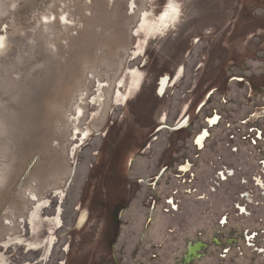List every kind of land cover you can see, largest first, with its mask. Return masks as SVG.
<instances>
[{
  "label": "rangeland",
  "instance_id": "obj_1",
  "mask_svg": "<svg viewBox=\"0 0 264 264\" xmlns=\"http://www.w3.org/2000/svg\"><path fill=\"white\" fill-rule=\"evenodd\" d=\"M163 2L0 0V264H264V26L185 0L146 38Z\"/></svg>",
  "mask_w": 264,
  "mask_h": 264
},
{
  "label": "clouds",
  "instance_id": "obj_2",
  "mask_svg": "<svg viewBox=\"0 0 264 264\" xmlns=\"http://www.w3.org/2000/svg\"><path fill=\"white\" fill-rule=\"evenodd\" d=\"M156 7L160 9L158 13L154 8L143 14L144 19L140 30L145 33L146 38L166 37L170 33H178L181 26L187 21L185 0H164L162 5L156 4ZM2 46L0 43V47ZM135 75L138 82L141 83L146 74L137 72Z\"/></svg>",
  "mask_w": 264,
  "mask_h": 264
},
{
  "label": "flooded vegetation",
  "instance_id": "obj_3",
  "mask_svg": "<svg viewBox=\"0 0 264 264\" xmlns=\"http://www.w3.org/2000/svg\"><path fill=\"white\" fill-rule=\"evenodd\" d=\"M184 72H185V70H184V67H182V68H180L179 69V72H178V74L176 75V77H175V79H174V81H173V78L171 77V76H168V75H166V76H164V77H162L161 78V80H160V83L158 84V95L160 96V97H164L165 95H166V93L168 92V89L172 86V84H171V82L172 83H175L176 82V80H179L182 76H184ZM143 80H144V78H143ZM143 80H142V83H141V85L140 86H134V87H132L131 89H130V91L128 92V95L125 97V99H124V102H123V104H117V106H125L128 102H129V98L131 97V96H133L136 92H138V91H140L141 90V87H142V84H143ZM100 87H102V86H100ZM101 89V88H100ZM99 101V100H98ZM264 111V110H263ZM257 114H255L254 116H256ZM154 116V115H153ZM216 117H218V116H215L214 118H209L208 119V124L211 126V127H214V126H216V125H218L219 124V120H220V118L218 119V120H216V123H214V124H210L209 123V121L210 120H213V119H215ZM257 117V116H256ZM181 121V120H180ZM179 121V122H180ZM189 121H190V117L187 119V121L186 122H183L180 126H179V122H178V124H177V126H178V128L177 129H180V128H182V127H185V126H187V124L189 123ZM176 129V130H177ZM176 130H174V131H176ZM208 131V130H207ZM209 137V131H208V136L204 139V141H203V144L207 141V138ZM146 149L147 148H149V147H147V145H146V147H145ZM199 149H203V148H201V147H199ZM188 168V171L190 170L189 168H190V165L188 164V165H186V166H184V167H182V169H181V171L182 172H188V171H183V169L184 168ZM122 211H124L123 210V207H121L120 208V211H119V213L117 214V217H116V221L118 222V221H120V215H121V212ZM86 220H87V216H86V214L85 213H83L81 216H80V219H79V227H82L85 223H86ZM114 235H112V239H107V242L110 240L111 242H112V244H113V242H114ZM111 244V243H110ZM232 243H230V245H231ZM204 248H208V244H204V243H202V242H200V243H190L189 244V246H188V251H187V254L185 255V258H183V260L182 261H176L175 263L174 262H171L172 261V259L170 258V257H168V256H165L164 257V260L162 259L161 261H163L165 264H192V263H194V261H195V258H201V257H203V255L204 256H206L207 254L206 253H202V254H200V255H198L200 252H202L203 250H204ZM63 252H64V250H63ZM69 254V253H68ZM171 259V260H170Z\"/></svg>",
  "mask_w": 264,
  "mask_h": 264
},
{
  "label": "water",
  "instance_id": "obj_4",
  "mask_svg": "<svg viewBox=\"0 0 264 264\" xmlns=\"http://www.w3.org/2000/svg\"><path fill=\"white\" fill-rule=\"evenodd\" d=\"M264 26V0H226ZM177 129V128H176Z\"/></svg>",
  "mask_w": 264,
  "mask_h": 264
},
{
  "label": "snow or ice",
  "instance_id": "obj_5",
  "mask_svg": "<svg viewBox=\"0 0 264 264\" xmlns=\"http://www.w3.org/2000/svg\"><path fill=\"white\" fill-rule=\"evenodd\" d=\"M218 119H219V117H216L215 119L210 120L209 123H210V124H214V123H216V120H218ZM207 136H208V131H207V129H205V130L200 134V136L196 138V140H195L196 145H198L199 147L203 148V147H204L203 141H204V139H205ZM183 171H188V168H187V167L184 168ZM219 175H220L221 179H226V177L224 176V173H223V172H221ZM229 175H231V173H229ZM256 183L259 184L260 181L257 180ZM262 187H264V185H262ZM168 203H169V204H172V206L175 207V204H173L172 201H169ZM237 207L239 208L238 205H237ZM239 211H240V212H244L245 209H243V208H239ZM221 222H224V221H221ZM65 250H66V249H65ZM261 251H264V249H261Z\"/></svg>",
  "mask_w": 264,
  "mask_h": 264
},
{
  "label": "built area",
  "instance_id": "obj_6",
  "mask_svg": "<svg viewBox=\"0 0 264 264\" xmlns=\"http://www.w3.org/2000/svg\"><path fill=\"white\" fill-rule=\"evenodd\" d=\"M169 201H170V200H168V202H169ZM168 202H167V204H169ZM172 203L174 204L173 201H172ZM171 206H172V204H171ZM172 208L175 210L176 206H175V207L172 206Z\"/></svg>",
  "mask_w": 264,
  "mask_h": 264
},
{
  "label": "bare ground",
  "instance_id": "obj_7",
  "mask_svg": "<svg viewBox=\"0 0 264 264\" xmlns=\"http://www.w3.org/2000/svg\"><path fill=\"white\" fill-rule=\"evenodd\" d=\"M1 41H2V39H0V43H2Z\"/></svg>",
  "mask_w": 264,
  "mask_h": 264
}]
</instances>
